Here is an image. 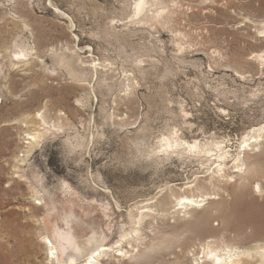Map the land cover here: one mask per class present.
<instances>
[{
	"label": "rangeland",
	"instance_id": "374dc122",
	"mask_svg": "<svg viewBox=\"0 0 264 264\" xmlns=\"http://www.w3.org/2000/svg\"><path fill=\"white\" fill-rule=\"evenodd\" d=\"M135 1L0 0V264L10 250L47 264L44 222L63 260L73 242L110 246L108 264L254 244L241 225L262 196L251 182H264V140L228 191L206 187L187 213L161 202L198 195L184 188L215 170V143L231 166L264 125V0H150L141 13ZM41 117L54 126L29 151ZM165 137L211 152L163 156Z\"/></svg>",
	"mask_w": 264,
	"mask_h": 264
},
{
	"label": "bare ground",
	"instance_id": "6f19581e",
	"mask_svg": "<svg viewBox=\"0 0 264 264\" xmlns=\"http://www.w3.org/2000/svg\"><path fill=\"white\" fill-rule=\"evenodd\" d=\"M150 5V0H136L135 10L136 13H141L145 11L146 7ZM264 33V31L262 30ZM261 34V33H260ZM264 36V34H263ZM36 127L30 130L27 136V143L31 145L29 151L35 147L36 144L45 136L46 132L51 129L54 125H49L48 122L41 117L40 121L37 123ZM264 140V125L259 127H254L249 130L243 137L238 146L237 154L233 158V163L228 166L224 161L227 157V153L223 150L221 144L215 143L214 153L206 147L205 144L194 141L192 143L187 141H182L180 139H173L169 137L162 138L158 150L162 152V155H170L174 152L187 151L189 154L194 156L202 154V152L210 154L209 158L214 156L217 162L215 170L212 171L207 179L202 180L200 183H190L192 185L185 186L184 190H196L199 192L198 195H176L173 191L170 192L169 196L161 202L164 206L169 203L168 199L174 197V207L179 211L188 212L196 210L207 199V196L211 194L210 191L204 190L206 187L216 186L218 189L227 190V183L234 177H242L247 174L248 166L246 164V154L254 151L255 148L262 145ZM183 154V153H182ZM157 157H160L158 151L155 152ZM208 158V159H209ZM260 179H254L251 182L252 189L251 193L257 191L262 193L261 198L253 197L252 204L247 205L248 208L245 211V222L241 225V228H248L251 231V235L242 239L241 242L248 245L252 242L254 244L244 247L237 245L238 241H230L226 244L223 240H213L206 241L202 247V255L197 256L198 253H194L190 258L189 256L178 255L176 259L163 262V264H264V182ZM169 190H178L174 187H169ZM219 191V190H216ZM256 192V193H257ZM254 195V194H253ZM261 199V200H260ZM257 200V202H256ZM34 201L40 205L42 200L35 196ZM147 214H140L138 221H140ZM44 222V235L41 243L46 251L47 264H108L106 261V256L108 255L111 247L110 246H94L96 248H88L86 251L81 252L80 247L72 243L73 247L71 252L68 254L67 259L63 260L61 258L60 249L54 244L51 239L50 228L45 225ZM237 224V223H236ZM232 232V229H229ZM97 235V234H96ZM128 233L124 234L122 238H126ZM56 236V235H55ZM91 237V236H90ZM95 237V236H94ZM224 238V237H222ZM96 239H98L96 237ZM95 239V240H96ZM91 241L89 244H91ZM100 244V241H98ZM97 242V243H98ZM102 243V242H101ZM218 243L223 244L218 246ZM59 246V245H58ZM76 251H80L82 255L84 254V260L80 263L76 262ZM119 253L128 254L130 251L127 249L119 248ZM117 251V252H118ZM2 259L1 264H22V258L19 255L14 254L11 250L6 253ZM111 264V263H110Z\"/></svg>",
	"mask_w": 264,
	"mask_h": 264
}]
</instances>
